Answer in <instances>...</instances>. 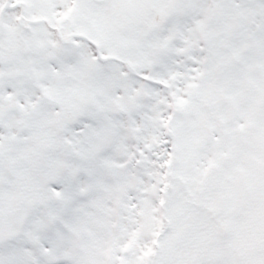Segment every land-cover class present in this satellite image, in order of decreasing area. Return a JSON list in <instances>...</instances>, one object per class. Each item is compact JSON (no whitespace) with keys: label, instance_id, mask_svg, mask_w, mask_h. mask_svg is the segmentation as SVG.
Returning <instances> with one entry per match:
<instances>
[{"label":"snow or ice","instance_id":"6c2138e0","mask_svg":"<svg viewBox=\"0 0 264 264\" xmlns=\"http://www.w3.org/2000/svg\"><path fill=\"white\" fill-rule=\"evenodd\" d=\"M0 264H264V0H0Z\"/></svg>","mask_w":264,"mask_h":264}]
</instances>
